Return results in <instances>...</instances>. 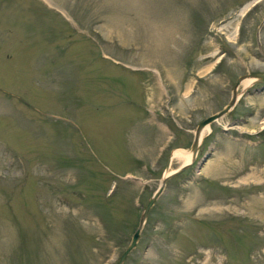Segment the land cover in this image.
Returning a JSON list of instances; mask_svg holds the SVG:
<instances>
[{
    "label": "rangeland",
    "instance_id": "374dc122",
    "mask_svg": "<svg viewBox=\"0 0 264 264\" xmlns=\"http://www.w3.org/2000/svg\"><path fill=\"white\" fill-rule=\"evenodd\" d=\"M261 47L264 0H0V264H115L171 150L264 72ZM248 84L123 264H264V86Z\"/></svg>",
    "mask_w": 264,
    "mask_h": 264
},
{
    "label": "water",
    "instance_id": "95a60500",
    "mask_svg": "<svg viewBox=\"0 0 264 264\" xmlns=\"http://www.w3.org/2000/svg\"><path fill=\"white\" fill-rule=\"evenodd\" d=\"M261 51L264 52V49L261 47L260 48ZM246 77H251L252 79V84H248L247 86H252L255 83H259V82H264V72L263 71H255V72H246L243 73L241 75H239L234 84H233V88H232V94L231 97L229 99V101L219 110L207 115L206 117H204L203 119H201L195 129H194V134H193V138L192 141L190 143V145L188 147H177V148H187L191 151V156L190 159L185 162L182 163L180 166H178L177 168L170 170L169 171V166H170V162H171V158L174 155V150L172 149L170 152V155L168 157V161L167 164L165 166V169L162 173L161 176V180L159 185L157 186V188L153 191V193L151 194V196L148 198L147 202L145 203V205L143 206L141 213H140V217H139V222L138 225L136 227V229L134 230L131 239L129 241V243L127 244V246L124 248V250L122 251V253L119 255L117 261L115 264H123V261L125 260L127 254L130 252V250H132L135 245L137 240L139 239V235H140V231L146 221L148 212L151 208V206L154 204L155 200L159 197V195L162 193L167 180L175 175L180 173L181 171H183L186 167H188L189 165H191L197 157V154L199 152V148H200V144L202 142V138H203V130L205 128V126L209 125L212 121L216 120L217 118H219L220 116L224 115L225 113H227L234 105L235 102L237 101L238 97L240 95H242V92H238V87L239 84L241 83V81L244 80V78ZM208 156V154L204 155V159Z\"/></svg>",
    "mask_w": 264,
    "mask_h": 264
},
{
    "label": "bare ground",
    "instance_id": "6f19581e",
    "mask_svg": "<svg viewBox=\"0 0 264 264\" xmlns=\"http://www.w3.org/2000/svg\"><path fill=\"white\" fill-rule=\"evenodd\" d=\"M244 80H245V82H247V84H248V82H249V84H252L251 77H246V78H244ZM205 130H210L208 125L205 126L202 134L205 133ZM174 155H177L180 158V160H182L183 163H185V162H187L190 159L191 151L189 149H187V148L186 149L185 148H176V149H174Z\"/></svg>",
    "mask_w": 264,
    "mask_h": 264
},
{
    "label": "flooded vegetation",
    "instance_id": "af4514ba",
    "mask_svg": "<svg viewBox=\"0 0 264 264\" xmlns=\"http://www.w3.org/2000/svg\"><path fill=\"white\" fill-rule=\"evenodd\" d=\"M260 85L264 86V82H259ZM201 145V144H200ZM200 150V148H199ZM198 155V154H197Z\"/></svg>",
    "mask_w": 264,
    "mask_h": 264
}]
</instances>
